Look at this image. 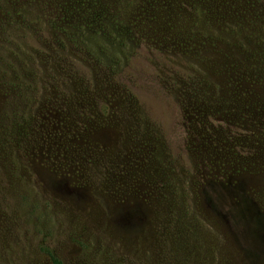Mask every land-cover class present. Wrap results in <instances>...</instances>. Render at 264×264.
<instances>
[{"label": "rangeland", "instance_id": "obj_1", "mask_svg": "<svg viewBox=\"0 0 264 264\" xmlns=\"http://www.w3.org/2000/svg\"><path fill=\"white\" fill-rule=\"evenodd\" d=\"M0 264H264V0H0Z\"/></svg>", "mask_w": 264, "mask_h": 264}]
</instances>
